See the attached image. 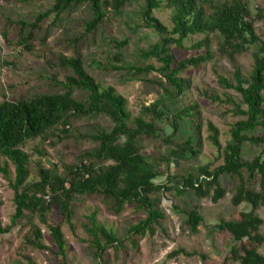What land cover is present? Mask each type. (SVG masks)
I'll return each mask as SVG.
<instances>
[{
	"label": "trees",
	"instance_id": "16d2710c",
	"mask_svg": "<svg viewBox=\"0 0 264 264\" xmlns=\"http://www.w3.org/2000/svg\"><path fill=\"white\" fill-rule=\"evenodd\" d=\"M132 1L53 0L32 21L8 18L0 32L5 41L20 48L22 53L39 55L40 45L47 43L51 29L61 25L63 15L70 8L86 4L92 13V18L83 22L82 34L68 39L75 47L73 55L60 53L48 57L44 53L47 66L52 69L46 79L49 86L60 91L0 101V173L14 192L15 206L11 222L3 225L0 221V233L10 232L22 220L27 219L30 223L23 235L22 259L14 263L39 264L31 249H40L53 251L62 257L61 264H68V241L63 226L66 225L70 233L76 235V203L85 198L100 201L111 215H119L126 205H133L136 210L149 214L146 219L133 224L125 236H119L99 219L98 209H92L88 222H84L83 226L90 235V245L95 249L99 264L112 263L106 255L111 248L118 259L120 252L128 247V241L137 246L130 235L155 234L156 224L165 216L160 208L161 199L155 195L170 187L156 182L161 173L148 162L143 142L163 138L165 130L158 121L170 115L162 104L164 99L186 95L192 88V80L182 76V73L189 67L216 61L218 51L231 62L232 77L215 69L218 83L224 91L219 93L210 89L201 91V94L214 102L233 104L232 112L242 118L232 125L226 144L221 141L220 128L212 121L206 123L207 138L223 156L224 162L213 169L210 164L199 166L197 172L184 175L177 191L183 194L193 190L200 198L211 196L214 202H218L227 192L221 177L229 175L235 181L231 198L233 205L240 207L248 204L252 208L241 209L232 219H222L217 224L219 232L229 233L234 239L222 264H227L229 260L240 264H264V254L259 251L264 244L261 231L264 219L256 211L264 204V132H255L264 129V38L256 27L257 21L264 20V7L257 5L254 11L250 0H145V24L155 28L162 37L148 49L141 50V55L158 59L161 65L126 64L122 49L128 45V40L117 39L112 41L117 48L116 53L108 54L106 61L99 57L93 60L107 71H124L123 77L127 82H153L165 91L158 100L149 105L143 104L140 112L132 115L127 98L114 85L95 78L85 66L84 54L78 50L79 43L93 34L109 13L121 15L124 7ZM162 7L170 9L172 27L155 16V10ZM12 29L17 31L15 37L12 36ZM196 35L203 37L196 39ZM187 39L193 41L192 49L204 51L178 59L171 46L185 47ZM215 41L217 51L213 48ZM249 52L254 55V63L252 69L245 73L239 57ZM6 63L14 65L13 62ZM152 71L159 72L161 76L151 80L146 75ZM229 89L238 92L239 101L228 92ZM98 116L109 118L113 125L108 128L98 124L89 132H83L76 125L78 120ZM186 118L194 122L193 137L182 145L197 155L201 146L198 136L203 126L199 104L183 107L174 113L172 119H168L178 131L180 122ZM35 140H39L42 147L38 146L35 150L40 159L36 160L33 172V155L25 147ZM81 140H91L96 145L78 152L72 163L45 165L44 159L50 156V152L43 145L56 147L64 141ZM165 141L171 143V137ZM246 142L262 148L252 159L243 158ZM11 165L15 168L14 172ZM184 214L186 224L197 232L205 219L200 206L196 204L190 210H184ZM41 224L50 230L57 249L45 243ZM181 254L192 256L198 252L178 248L170 255ZM199 255L203 264H214L210 262L209 255Z\"/></svg>",
	"mask_w": 264,
	"mask_h": 264
},
{
	"label": "rangeland",
	"instance_id": "374dc122",
	"mask_svg": "<svg viewBox=\"0 0 264 264\" xmlns=\"http://www.w3.org/2000/svg\"><path fill=\"white\" fill-rule=\"evenodd\" d=\"M53 0H23L20 2H9L0 0V32L5 28L7 19H24L32 21L35 15L44 9H47ZM251 8L255 11L257 5L264 7V0H250ZM145 0H133L127 4L121 15L116 16L114 12L109 13L105 21L87 39L78 45V50L85 56V66L88 71L97 79L105 84L114 85L128 100V109L132 115H137L143 104H151L160 98L163 89L153 82L130 81L124 79V71H107L101 66H97L93 60L97 57L106 61L108 54L117 52L114 47L113 39L128 40L122 51L126 57V64H154L160 66L161 62L155 58H144L141 50L148 49L149 46L159 41L162 35L155 29L146 26L143 18V8ZM171 11L164 7L155 10V16L159 18L168 27L173 23L170 19ZM92 18V13L86 4L78 8H70L62 17L61 25L53 27L50 36L45 45H40L39 55L31 53H22L20 48H16L12 43L5 41L0 35V101L4 98L17 100L21 96H29L41 92H58V88L49 86L46 76L49 68L45 62V54L51 57L56 54L73 55L75 47L69 43L68 39L74 38L83 31V22ZM257 32L264 38V20L256 22ZM12 36L17 34L16 29H12ZM203 35H196L194 38L200 39ZM185 47H179L177 44L171 46V51L178 59L197 55L204 51L192 49V40H185ZM213 48L217 51L218 44L215 41ZM245 73H248L254 63V55L249 52L240 57ZM6 61L13 62L9 66ZM215 69L227 77H232L233 66L227 57L217 51L216 61L206 62L199 67H189L182 76L192 80V88L186 95L177 97L168 96L163 101V106L169 112V117L158 121L164 128L163 138L144 141L147 160L150 165L160 172L156 179L158 184L168 185L169 190L161 191L155 196L161 199L160 208L164 212V218L156 224V232L151 235L147 232L145 235H130L132 240L137 242L135 246L132 242H127V248L120 252L116 259L113 248L109 249L107 256L111 258V264H203L199 254H207L211 263L222 264L231 250L234 243L233 236L229 233H221L217 229V224L222 220H230L234 214L241 210H250L252 207L243 204L236 207L232 203V195L235 181L229 176L221 177V182L226 188L225 196L218 202H214L210 197L200 198L193 190L179 194L177 187L183 182V176L189 173L197 172L199 166L210 164L213 169L224 162L216 147L208 140V129L206 123L214 122L221 131V141L226 144L229 139L232 125L241 119V116L235 115L232 110L233 104H221L214 102L209 98L202 96L201 91L215 89L219 93L224 89L218 83ZM151 80L161 76L157 71H152L146 75ZM14 86V87H13ZM228 92L235 95L239 101L240 96L237 91L229 89ZM199 104L201 108V117L203 126L200 130L198 140L201 146L198 148L200 153L192 154L182 145L188 139L193 137L194 122L191 118L180 122V128L175 131L172 126L174 113L181 108L192 104ZM169 118V119H168ZM102 124L111 127L113 123L105 116L96 118H87L78 120L76 125L83 132H89L96 125ZM255 132L263 133L264 129H257ZM171 137V143L165 139ZM96 145L91 140L64 141L56 147L43 145L50 152L46 157L51 162L45 165L51 166L54 163L62 165L63 163H72L75 156L83 149ZM40 145L39 140L30 141L25 149L33 155L32 171H35V162L40 159L35 153ZM260 146L249 142L243 147V158L252 159L261 151ZM11 169L15 170L11 165ZM202 177V176H201ZM257 189H259L257 187ZM14 192L9 186V182L3 178L0 173V199L3 204L0 205V221L3 225L11 222V216L15 212L13 203ZM77 216L75 219L76 235H72L66 225L63 231L68 241L67 263L68 264H99L95 258V249L90 245V235L84 229L83 223L88 222V214L92 209H98L99 219L119 236H125L129 228L148 217V212L136 210L133 205H126L119 215L109 214L103 204L93 198H85L77 202ZM200 206V212L204 215V221L200 224L197 232L192 231L191 227L185 222L186 216L184 210H190L194 205ZM257 213L264 219V204L257 208ZM30 227L27 219L15 226L8 233H0V264H15L14 262L22 259L20 254L23 235ZM44 233V241L50 247L57 249L53 241L50 230L44 224H41ZM264 234V225L261 228ZM178 248H185L188 251H196L198 254L187 256H171V252ZM264 254V244L259 248ZM31 253L39 264H61L62 257L50 250L31 249ZM227 264H240L229 260Z\"/></svg>",
	"mask_w": 264,
	"mask_h": 264
},
{
	"label": "water",
	"instance_id": "95a60500",
	"mask_svg": "<svg viewBox=\"0 0 264 264\" xmlns=\"http://www.w3.org/2000/svg\"><path fill=\"white\" fill-rule=\"evenodd\" d=\"M46 162H47V164H51V162L48 160V158H46Z\"/></svg>",
	"mask_w": 264,
	"mask_h": 264
},
{
	"label": "built area",
	"instance_id": "2783aa9c",
	"mask_svg": "<svg viewBox=\"0 0 264 264\" xmlns=\"http://www.w3.org/2000/svg\"><path fill=\"white\" fill-rule=\"evenodd\" d=\"M202 177H204V176H202Z\"/></svg>",
	"mask_w": 264,
	"mask_h": 264
}]
</instances>
